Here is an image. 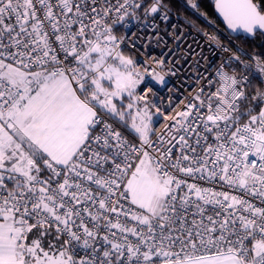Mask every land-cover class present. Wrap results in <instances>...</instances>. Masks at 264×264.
Segmentation results:
<instances>
[{
	"label": "snow or ice",
	"instance_id": "snow-or-ice-1",
	"mask_svg": "<svg viewBox=\"0 0 264 264\" xmlns=\"http://www.w3.org/2000/svg\"><path fill=\"white\" fill-rule=\"evenodd\" d=\"M215 9L0 0V264H264V0Z\"/></svg>",
	"mask_w": 264,
	"mask_h": 264
},
{
	"label": "trees",
	"instance_id": "trees-1",
	"mask_svg": "<svg viewBox=\"0 0 264 264\" xmlns=\"http://www.w3.org/2000/svg\"><path fill=\"white\" fill-rule=\"evenodd\" d=\"M213 1L214 0H199L200 8L197 12L186 7L185 0H168L171 9L170 13L178 14L186 20L190 18L195 21L197 28H203L209 31H212L214 28L224 29L214 14ZM236 43L247 51H255L257 53L264 52V35L257 34L250 40L236 41Z\"/></svg>",
	"mask_w": 264,
	"mask_h": 264
},
{
	"label": "built area",
	"instance_id": "built-area-1",
	"mask_svg": "<svg viewBox=\"0 0 264 264\" xmlns=\"http://www.w3.org/2000/svg\"><path fill=\"white\" fill-rule=\"evenodd\" d=\"M170 17H171V20H170V23H174L176 24L178 27L180 28H183V30L187 33H190L189 37H188V42L191 43L193 40H197L199 41L200 40V36L198 34L199 32V28H195V29H191L189 28L185 21L186 19L183 18L182 16L178 15V14H173V13H170ZM133 31H136V35H140V33L136 30V29H133ZM209 31V30H207ZM121 35H124V32L121 31L120 33ZM129 35H131V33H129ZM193 73L195 72V68L193 67L192 69ZM173 80V85L176 87V88H181L182 86V81H183V77H180L179 79L173 77L172 78ZM187 83H192L191 80H188ZM186 94V92L184 93ZM179 95V94H178Z\"/></svg>",
	"mask_w": 264,
	"mask_h": 264
},
{
	"label": "water",
	"instance_id": "water-1",
	"mask_svg": "<svg viewBox=\"0 0 264 264\" xmlns=\"http://www.w3.org/2000/svg\"><path fill=\"white\" fill-rule=\"evenodd\" d=\"M213 10H214V14L216 16V18L218 19V21L221 23V25L224 27V29L226 28V25L223 22V18L219 15V13L216 11L215 9V0L213 1ZM228 33L226 32V35ZM233 36H235L236 34H232ZM241 35H246V34H241ZM253 37H249L248 39H252Z\"/></svg>",
	"mask_w": 264,
	"mask_h": 264
}]
</instances>
